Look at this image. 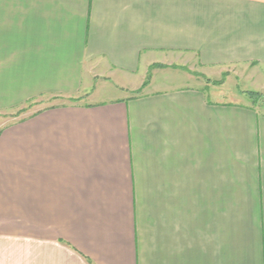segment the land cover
Wrapping results in <instances>:
<instances>
[{
  "label": "crops",
  "instance_id": "obj_1",
  "mask_svg": "<svg viewBox=\"0 0 264 264\" xmlns=\"http://www.w3.org/2000/svg\"><path fill=\"white\" fill-rule=\"evenodd\" d=\"M244 92L264 0H0V113L41 103L0 130V264H264Z\"/></svg>",
  "mask_w": 264,
  "mask_h": 264
},
{
  "label": "rangeland",
  "instance_id": "obj_2",
  "mask_svg": "<svg viewBox=\"0 0 264 264\" xmlns=\"http://www.w3.org/2000/svg\"><path fill=\"white\" fill-rule=\"evenodd\" d=\"M188 66H189V68L193 67L192 64H190ZM189 73H191V72H189ZM192 73L195 77L201 78V75L199 73H197L196 71H192ZM242 73L243 72H241V71H231L230 70V71L223 72L216 79L207 80V79L203 78L204 76H202V79H203L204 83L208 84V86L220 84V81L222 83H225V85L222 89V92H223L222 94L225 95L226 97H230V96H232L231 94L234 93V91H236V90L240 91V89L242 88L241 85H239V86L234 85V82H236L235 80H237V76H240ZM229 92L231 94L228 95ZM244 93L247 97V98H245V100L247 99V102L249 103V105L255 107L257 110L264 113V106L260 105L262 103V101L264 102V93L256 92L258 95L256 94V96H254V97L251 96L250 92H244ZM232 97H234V96H232ZM254 98H259V100L257 101L256 104L253 103ZM227 99H234V98H227ZM235 99L244 100V98H235ZM69 101H77V100H75V99L70 100L68 98H61L59 101L56 99H53V100H47L46 102L48 105H51V104L67 103ZM40 105H41L40 102L39 103H31V104H27V105H24L22 107L10 110V112L7 111V112L0 113V130L2 129V127H5L6 125L20 121L27 114L32 112L34 109H36L37 107H40Z\"/></svg>",
  "mask_w": 264,
  "mask_h": 264
},
{
  "label": "trees",
  "instance_id": "obj_3",
  "mask_svg": "<svg viewBox=\"0 0 264 264\" xmlns=\"http://www.w3.org/2000/svg\"><path fill=\"white\" fill-rule=\"evenodd\" d=\"M250 94H251V96L254 97V96H256L257 93H256V92H250ZM257 95H258V94H257ZM260 99H261V98H260ZM258 100H259V98H254V99H253V103L256 104ZM260 105H261V106H264V102L262 101V103H261Z\"/></svg>",
  "mask_w": 264,
  "mask_h": 264
}]
</instances>
